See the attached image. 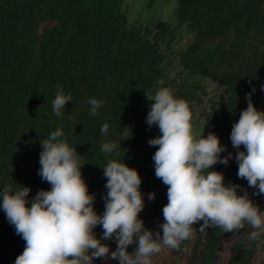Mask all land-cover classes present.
Wrapping results in <instances>:
<instances>
[{
	"label": "trees",
	"instance_id": "obj_1",
	"mask_svg": "<svg viewBox=\"0 0 264 264\" xmlns=\"http://www.w3.org/2000/svg\"><path fill=\"white\" fill-rule=\"evenodd\" d=\"M160 87L189 103L195 138L215 133L227 148L221 158L232 153L227 165L209 171L223 173L225 184L239 185L238 195L247 191L264 212V194L256 195L237 175L238 150L230 140L249 93L264 112V0H0V189L29 187L28 207L37 192L50 190L38 175L40 141L60 129L84 163L82 178L97 214H103L107 194L102 167L110 159L124 162L141 177L145 207L139 218L156 232L164 223L168 186L155 175L158 146L148 141L161 133L147 124L153 102L145 93ZM59 90L72 97L62 117L52 111ZM89 98L104 101L98 115H90ZM104 124L108 132L101 135ZM105 142L120 147L106 156ZM201 223L179 251L162 245L151 264H215L224 243L221 264H264V235L249 241V225L238 233L200 232ZM93 231L110 252L116 250L115 240L102 239V226ZM24 248L0 208V264H15ZM93 264L119 261L96 258Z\"/></svg>",
	"mask_w": 264,
	"mask_h": 264
},
{
	"label": "clouds",
	"instance_id": "obj_2",
	"mask_svg": "<svg viewBox=\"0 0 264 264\" xmlns=\"http://www.w3.org/2000/svg\"><path fill=\"white\" fill-rule=\"evenodd\" d=\"M186 21L182 28L188 26ZM158 85L165 81L159 79ZM264 90V89H262ZM253 91L255 89L253 88ZM146 99L152 101L147 114V124L156 125L160 135L148 144L158 146L152 159L155 175L167 185V204L162 213L164 223L153 232L145 228L139 213L145 203L140 190L138 171L124 162L108 160L103 168L107 178L103 197L105 210L97 214L95 197L88 191L82 178L81 163L76 148L61 139L63 132L57 129L40 141V168L38 175L51 185L50 190H40L26 206L29 187L13 190L11 184L0 189V208L17 235L25 241V248L15 264H93L96 258L118 260L119 264H151V257L161 251V246L180 250V242L190 239L193 225L200 223L199 231L209 227L220 228L225 233H238L249 225L253 231L249 241H257L264 235V212L249 199L247 191L238 195L239 185L225 184L224 175L209 171L217 163L227 165L232 153L221 158L227 150L215 133L195 138L192 131V111L189 103L175 98L170 88L160 87L153 94L146 91ZM248 106L234 123L230 140L237 149L238 177L246 179L248 186L256 189V195L264 194V112L258 111L246 96ZM71 95L59 90L52 102L57 117L64 115L65 105ZM90 115H98L104 101L89 98ZM104 124L101 135L108 132ZM125 136L128 128L124 127ZM244 151H239L240 147ZM120 144L105 142L101 151L107 156ZM149 200L155 193L148 194ZM97 225L102 226L104 240H115L117 248L110 252L107 244L94 235ZM136 244L133 252L130 245Z\"/></svg>",
	"mask_w": 264,
	"mask_h": 264
},
{
	"label": "rangeland",
	"instance_id": "obj_3",
	"mask_svg": "<svg viewBox=\"0 0 264 264\" xmlns=\"http://www.w3.org/2000/svg\"><path fill=\"white\" fill-rule=\"evenodd\" d=\"M226 251H227V244H226V243H224V244L222 245V248H221V255H220V258H217V260H216V263H215V264H221V263H220V262L222 261V259H221V256H223V257H224V255H225Z\"/></svg>",
	"mask_w": 264,
	"mask_h": 264
}]
</instances>
